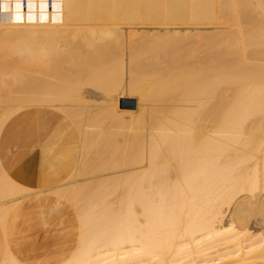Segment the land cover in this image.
Listing matches in <instances>:
<instances>
[{
	"label": "bare ground",
	"instance_id": "1",
	"mask_svg": "<svg viewBox=\"0 0 264 264\" xmlns=\"http://www.w3.org/2000/svg\"><path fill=\"white\" fill-rule=\"evenodd\" d=\"M119 1L0 14V129L24 110L41 181L0 166V223L40 194L77 220L47 250L6 243L0 264H264L263 33L235 39L219 0Z\"/></svg>",
	"mask_w": 264,
	"mask_h": 264
},
{
	"label": "crops",
	"instance_id": "2",
	"mask_svg": "<svg viewBox=\"0 0 264 264\" xmlns=\"http://www.w3.org/2000/svg\"><path fill=\"white\" fill-rule=\"evenodd\" d=\"M24 118V110L18 111L1 127L0 166H3L7 175L21 183H28L30 174H27L26 166H29L31 158L28 159L26 155ZM37 155L38 151L33 153L34 162ZM53 161L55 159L51 158V166L54 165ZM1 169L0 175L4 173ZM37 181L41 182L35 179L29 183L39 185ZM46 196H27L10 209L4 225L0 223V255L6 243L12 251L20 254L49 249L54 235H77V220L70 205L65 201H57L56 207L53 203L55 197Z\"/></svg>",
	"mask_w": 264,
	"mask_h": 264
},
{
	"label": "rangeland",
	"instance_id": "3",
	"mask_svg": "<svg viewBox=\"0 0 264 264\" xmlns=\"http://www.w3.org/2000/svg\"><path fill=\"white\" fill-rule=\"evenodd\" d=\"M15 1H17V0H15ZM79 1V0H78ZM130 1H132V0H128V1H126V3H128V4H126L125 6H126V8H124V9H126L125 10V12L127 11V10H129L128 11V13L130 12V13H134L135 11H137V10H139V8H138V6H140V7H142L141 5V1L139 0V1H133L132 3L130 2ZM255 1L256 0H219V2H221V6L219 5V2H217V5H218V9H216L217 10V15H221V14H223V15H225V16H228L229 18H230V28H231V34H233V36H235L234 38L236 39V37L238 38L239 36H240V31L243 33L242 35H243V39L242 40H240V42L241 41H244V43H248V42H256L257 40H256V38H257V36H258V34L260 33V34H262V39L264 38V0H258V2L256 1V4H255ZM261 1V2H260ZM42 2V1H41ZM40 2V3H41ZM123 1H119V8H121V10L123 11L124 9H122V7H123V4H121ZM225 2V3H224ZM16 3V2H15ZM43 3V2H42ZM41 3V4H42ZM117 3V5H118V2H116ZM124 3V2H123ZM136 3V4H135ZM259 5H258V4ZM44 4V3H43ZM42 4V5H43ZM121 4V5H120ZM139 4V5H138ZM249 4V5H248ZM16 5V4H15ZM128 5V6H127ZM130 5H133V6H130ZM134 5H135V7H137V9L134 11V12H132V10H134V8H132V7H134ZM233 5V6H232ZM17 6V5H16ZM122 6V7H121ZM238 6V7H237ZM144 7V6H143ZM233 7V8H232ZM117 8H118V6H117ZM131 9V10H130ZM119 10L120 9H118V12H119ZM120 10V11H121ZM121 11V12H122ZM152 11L153 12H155V10L154 9H152ZM236 12V13H235ZM230 14V15H229ZM13 16V15H12ZM18 16V18L21 16H19V15H14L12 18H14V19H16L15 17H17ZM260 16V17H259ZM17 18V19H18ZM237 18V19H236ZM20 19V18H19ZM18 19V20H19ZM16 21V20H13V19H11L6 25H8L9 27L8 28H10V27H15V26H20V22L19 21ZM11 21H13V22H11ZM19 22V23H18ZM39 21H37V23H38ZM236 22L238 23L237 25H236ZM15 23V24H14ZM15 25V26H13V25ZM57 24V23H56ZM146 25H148L147 27H154V26H151V24L153 25H155L156 23H145ZM144 24V25H145ZM242 24V25H241ZM12 25V26H11ZM57 25H59V24H57ZM143 25V24H142ZM143 25V26H144ZM146 25L144 26V27H146ZM60 26V25H59ZM76 26V25H75ZM140 26H141V24H140ZM155 26H158V24H156ZM175 27H179L180 26V24H176V25H174ZM239 26V27H238ZM7 27V26H6ZM34 27H35V25H34ZM181 28H182V24H181V26H180ZM260 27H261V30H260ZM239 30H238V29ZM248 29V30H247ZM233 30H234V32H233ZM237 30V31H236ZM248 31V32H247ZM233 32V33H232ZM239 32V33H238ZM237 33H238V35H237ZM36 34V35H35ZM248 34H251V36L250 35H248ZM254 34V35H253ZM244 35H246V36H244ZM248 35V36H247ZM31 36L32 37H36L37 36V33L36 32H34V33H32L31 34ZM251 37V39H249L248 37ZM260 36V35H259ZM246 37V38H245ZM233 38V39H234ZM254 38V39H253ZM206 42V40L205 41H202V43H205ZM119 107H120V105H119ZM121 108V107H120ZM114 134V133H113ZM130 135H133V133L131 134L130 133ZM114 136V135H113Z\"/></svg>",
	"mask_w": 264,
	"mask_h": 264
},
{
	"label": "built area",
	"instance_id": "4",
	"mask_svg": "<svg viewBox=\"0 0 264 264\" xmlns=\"http://www.w3.org/2000/svg\"><path fill=\"white\" fill-rule=\"evenodd\" d=\"M7 5L5 11H2L0 8V14H7V15H52L56 13V5L60 0H6ZM43 2L44 5L41 7L40 2ZM2 0H0L1 4ZM14 2H17V6ZM30 2V3H29ZM45 13V14H44Z\"/></svg>",
	"mask_w": 264,
	"mask_h": 264
},
{
	"label": "water",
	"instance_id": "5",
	"mask_svg": "<svg viewBox=\"0 0 264 264\" xmlns=\"http://www.w3.org/2000/svg\"><path fill=\"white\" fill-rule=\"evenodd\" d=\"M135 103L134 98H121L120 107L121 108H133Z\"/></svg>",
	"mask_w": 264,
	"mask_h": 264
}]
</instances>
